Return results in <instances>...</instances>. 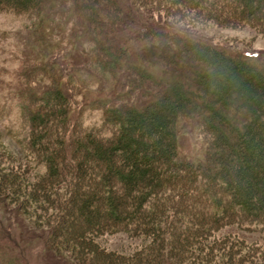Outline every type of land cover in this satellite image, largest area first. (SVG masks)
<instances>
[{
    "label": "trees",
    "instance_id": "trees-1",
    "mask_svg": "<svg viewBox=\"0 0 264 264\" xmlns=\"http://www.w3.org/2000/svg\"><path fill=\"white\" fill-rule=\"evenodd\" d=\"M165 1L198 4L196 0ZM224 1L232 14L264 18V0ZM116 3L0 0V12L30 18L21 37L27 45H38L44 34H51L64 40L60 43L68 53L77 50L75 59L71 53L72 64L52 60L28 67L25 57L19 73L20 92L29 103L23 114L29 151L41 153L52 175L73 173L76 182L87 186L73 193V203L78 205L73 230L79 247L91 257H60L70 264H94V253L100 248L92 241L101 232L128 229L132 234L138 229L144 235L146 231L153 234L155 210L146 201L176 183L185 187L182 197L192 194L196 198L201 216L211 215L210 210L217 207L216 217L208 216L210 222L215 223L223 212L264 222V70L244 65L218 49L180 42L181 36H174L173 46L157 42L154 47L152 35H147V42L130 40L121 28L127 22ZM242 57L257 56L242 53ZM153 61L159 62L158 68L143 66ZM70 64L72 71L79 66L77 72H83L85 80L76 81L75 71L65 74ZM37 75L47 76L48 81L40 96L28 90ZM108 80L114 81L112 94L119 87L126 91L113 95L115 104L92 103L101 110L99 127L80 132L82 127L74 119L79 133L68 134L71 147L67 150L65 127L72 121L71 104L79 89L84 83ZM185 123L194 125L203 143L204 153L196 162L179 155L178 131ZM67 151L74 157L70 169H65ZM56 230L50 229L46 239L52 252L58 246ZM148 248L153 251V242ZM104 256L101 264L120 263L109 252Z\"/></svg>",
    "mask_w": 264,
    "mask_h": 264
},
{
    "label": "rangeland",
    "instance_id": "rangeland-1",
    "mask_svg": "<svg viewBox=\"0 0 264 264\" xmlns=\"http://www.w3.org/2000/svg\"><path fill=\"white\" fill-rule=\"evenodd\" d=\"M213 1L215 6L211 5ZM116 2L127 22V26L122 25L121 28L130 40L147 42V35H152L150 39L154 47L157 42L173 46L170 43L176 41L174 36H181L180 42L215 48L241 60L244 65L264 70L262 17L246 19L240 14H232L224 0H196L198 4L194 6L187 1ZM29 23L30 18L24 15L0 12V264H70L68 259L65 261L60 257H91L89 251L81 250L73 230L78 218L73 215L78 212V205L73 203V193L82 191L86 185L76 182L73 173L52 175L40 158L41 153L29 151L28 126L23 115L29 103L22 98L23 81L19 73L25 66V57L28 67L52 60L70 63L71 53L75 59L77 50L68 53L60 43L64 40L60 41L51 34L49 37L44 34V40L38 45H27L28 42L21 37L23 27ZM242 53L257 57L247 59L242 57ZM153 62L151 66H143L149 70L158 68L159 62ZM71 64L64 68L65 74L77 72L79 66L72 71ZM82 74L77 72L74 79L85 80ZM86 76L85 73L84 78L87 79ZM46 77L37 75L32 78L28 90L40 96L48 87ZM113 82L84 83L79 89V94L77 92V97L70 103L74 106L72 121L65 127L67 150L71 147L68 134L75 136L79 133L73 120L79 121L80 132L99 127L101 110L92 103L115 104L117 101L113 95L126 91V87H119L112 94L111 90L115 89ZM199 138L192 123L179 128V155L193 162L201 160L204 152ZM66 158L65 169H70L74 157L67 151ZM184 188V185L176 183L146 201V205H153L155 210L151 216L153 234L146 231L144 235L138 229L130 234L126 229L114 234L101 232L96 235L92 242L100 249L95 251L96 256L94 253V264L104 263L101 260L108 252L113 259L120 260L118 264H134L137 260L139 264H264V222L227 215L226 212L215 219V223L210 222L208 216L215 218L213 212L217 207L214 206L212 212L210 210L211 215L201 216L202 208L196 198L192 194L182 197ZM193 198L192 204L196 205L188 203ZM223 203L226 204L223 209L227 211L228 203ZM55 227L58 246H55L54 253L48 250L46 239L50 237V229ZM85 230L89 231V228ZM152 242L153 251L148 248Z\"/></svg>",
    "mask_w": 264,
    "mask_h": 264
}]
</instances>
